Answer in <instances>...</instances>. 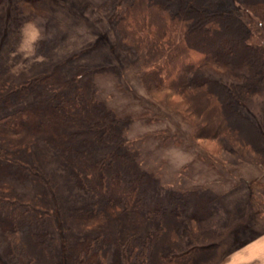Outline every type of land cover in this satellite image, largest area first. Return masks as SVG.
<instances>
[{
    "label": "rangeland",
    "instance_id": "rangeland-1",
    "mask_svg": "<svg viewBox=\"0 0 264 264\" xmlns=\"http://www.w3.org/2000/svg\"><path fill=\"white\" fill-rule=\"evenodd\" d=\"M124 7L125 0H0V119L25 111L50 122L43 130L35 127L43 118L35 125L22 121L19 130L0 129V207L30 209L46 218L55 237V264H74L72 249L98 233L111 244L131 233H155L158 227L145 212L125 214L115 205L92 212L53 142L73 143L96 161L112 152L130 155L139 175L146 176L145 210L182 197L187 215L220 233V264L223 236L240 232L245 240L264 230V156L238 151L251 147L244 135L236 150L230 137H197L206 122L189 113L200 96L192 85L179 91L146 87L142 58L127 53L129 43L114 27ZM222 8L236 12L254 41L264 44V21L249 2L222 0ZM252 74L249 67L226 65L203 67L192 77L235 85ZM78 95L98 99L111 112L123 136L120 147L100 145L95 132L55 119V109L73 104ZM198 103L206 114L215 105ZM239 105L259 127L264 146V82ZM78 132L82 135L74 139ZM6 215L0 211V219ZM164 224L167 240L175 230L171 221ZM0 264H8L1 253Z\"/></svg>",
    "mask_w": 264,
    "mask_h": 264
},
{
    "label": "trees",
    "instance_id": "trees-1",
    "mask_svg": "<svg viewBox=\"0 0 264 264\" xmlns=\"http://www.w3.org/2000/svg\"><path fill=\"white\" fill-rule=\"evenodd\" d=\"M245 1L264 21V4ZM221 3L222 0H125L124 9L115 16L114 27L129 43L127 53L142 58V80L149 90L167 87L179 91L192 85L200 93L198 102L215 101L206 114L202 105L192 100L189 113L206 122L198 128L197 137L222 135L226 141L230 137L234 149L244 135L251 147L238 151L242 155L251 151L264 156L259 127L239 107L264 82V44L254 41L255 35L236 12L221 11ZM226 65L249 67L253 74L235 85L192 77L203 67ZM55 111L59 123L95 132V141L100 145H122L123 136L113 124L111 112L98 99L78 95L73 104H60ZM38 118L44 120L35 126L39 130L49 125L42 114L20 111L1 118L0 129L19 130L22 121L34 120L35 125ZM80 135L81 132L72 134L74 139ZM53 143L63 167L91 201L92 212L115 205L125 214L145 212L158 227L155 233H131L114 244L98 233L72 249L74 264H219L220 233L200 227L194 217L187 215L182 197L170 198L166 207L145 210L149 196L146 176L139 175L130 155L112 152L96 161L90 151L76 149L73 143ZM183 195L188 197L187 192ZM8 207H0V211H7L6 217L0 219V253L6 262L55 264V237L48 230L46 218L30 209ZM169 221L175 231L166 240L162 234L164 222Z\"/></svg>",
    "mask_w": 264,
    "mask_h": 264
},
{
    "label": "crops",
    "instance_id": "crops-1",
    "mask_svg": "<svg viewBox=\"0 0 264 264\" xmlns=\"http://www.w3.org/2000/svg\"><path fill=\"white\" fill-rule=\"evenodd\" d=\"M226 235L222 240L220 264H264V230L245 240L240 232L233 233L230 238Z\"/></svg>",
    "mask_w": 264,
    "mask_h": 264
}]
</instances>
